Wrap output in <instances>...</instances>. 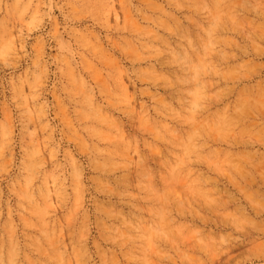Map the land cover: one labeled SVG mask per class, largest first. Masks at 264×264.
I'll return each mask as SVG.
<instances>
[{
    "label": "rangeland",
    "instance_id": "rangeland-1",
    "mask_svg": "<svg viewBox=\"0 0 264 264\" xmlns=\"http://www.w3.org/2000/svg\"><path fill=\"white\" fill-rule=\"evenodd\" d=\"M0 264H264V0H0Z\"/></svg>",
    "mask_w": 264,
    "mask_h": 264
}]
</instances>
